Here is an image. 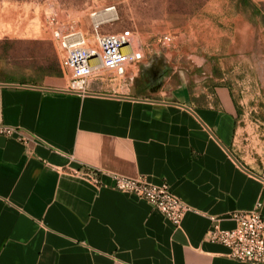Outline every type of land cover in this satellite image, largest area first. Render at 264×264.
I'll use <instances>...</instances> for the list:
<instances>
[{
	"label": "crops",
	"instance_id": "obj_1",
	"mask_svg": "<svg viewBox=\"0 0 264 264\" xmlns=\"http://www.w3.org/2000/svg\"><path fill=\"white\" fill-rule=\"evenodd\" d=\"M33 38L55 65L0 78V126L32 138L0 135V264H250L206 238L210 217L230 229V213L259 201L264 216V140L250 148L229 89L170 84L154 67L72 90L58 40L0 25V40ZM114 176L166 181L188 207L179 226L112 189Z\"/></svg>",
	"mask_w": 264,
	"mask_h": 264
},
{
	"label": "rangeland",
	"instance_id": "obj_2",
	"mask_svg": "<svg viewBox=\"0 0 264 264\" xmlns=\"http://www.w3.org/2000/svg\"><path fill=\"white\" fill-rule=\"evenodd\" d=\"M251 1L264 13V0ZM107 8L117 19L98 32L129 31L144 54L127 71L141 74L155 67L170 84H228L247 113L244 123L254 129L250 148L263 143L264 25L237 0H0V25L23 34L48 31L56 42L57 29L81 31L93 43L92 15ZM163 34H170L168 44L160 42ZM54 65L55 50L46 41L0 40V78L29 79L40 66ZM100 77L117 78L107 71Z\"/></svg>",
	"mask_w": 264,
	"mask_h": 264
},
{
	"label": "built area",
	"instance_id": "obj_3",
	"mask_svg": "<svg viewBox=\"0 0 264 264\" xmlns=\"http://www.w3.org/2000/svg\"><path fill=\"white\" fill-rule=\"evenodd\" d=\"M111 11V8H107ZM92 28L95 31L94 42L81 31L62 33L53 32L63 51L61 66L71 75L70 89L85 92L93 79L104 71L116 76L126 75L127 67L139 62L144 54L140 48L132 46L129 31L117 33H99L103 23L93 20ZM171 41L170 34H163L162 44ZM0 135L15 138L24 145L32 140L31 136L11 126H0ZM85 175L95 183L99 182L98 174L94 170L86 171ZM112 189L133 195L146 201L151 209L164 216L173 226H179L188 207L181 198L176 196L166 181L153 184L142 177L130 178L114 176ZM261 202H257L251 210H237L228 216L235 226L223 229L218 224V218L210 217L212 223L206 232V238L215 243L224 245L227 257L250 264H264V216L260 210Z\"/></svg>",
	"mask_w": 264,
	"mask_h": 264
},
{
	"label": "trees",
	"instance_id": "obj_4",
	"mask_svg": "<svg viewBox=\"0 0 264 264\" xmlns=\"http://www.w3.org/2000/svg\"><path fill=\"white\" fill-rule=\"evenodd\" d=\"M237 4H241L242 7L248 8L251 11V13L253 15L257 16L259 18V21L264 25V13L262 12V9L259 6V4L254 3L251 0H237ZM218 85H224V86H226L229 89L230 94H231V96L233 98L234 104L236 106L237 112L239 114L242 113V108L239 105V100L234 95L231 87L228 84L222 83V82L212 83V86H218Z\"/></svg>",
	"mask_w": 264,
	"mask_h": 264
},
{
	"label": "bare ground",
	"instance_id": "obj_5",
	"mask_svg": "<svg viewBox=\"0 0 264 264\" xmlns=\"http://www.w3.org/2000/svg\"><path fill=\"white\" fill-rule=\"evenodd\" d=\"M93 17H94V21L96 22H106L117 19V16L114 12L107 10L104 12H100L97 15L95 14ZM88 42H91V40L88 39ZM131 43L133 47H136V42H134L133 39H131Z\"/></svg>",
	"mask_w": 264,
	"mask_h": 264
},
{
	"label": "flooded vegetation",
	"instance_id": "obj_6",
	"mask_svg": "<svg viewBox=\"0 0 264 264\" xmlns=\"http://www.w3.org/2000/svg\"><path fill=\"white\" fill-rule=\"evenodd\" d=\"M151 73H152L153 78L157 77V74H156L155 70H152Z\"/></svg>",
	"mask_w": 264,
	"mask_h": 264
}]
</instances>
